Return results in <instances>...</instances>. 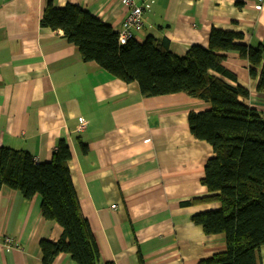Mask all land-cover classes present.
I'll use <instances>...</instances> for the list:
<instances>
[{"label": "crops", "instance_id": "0c3cea01", "mask_svg": "<svg viewBox=\"0 0 264 264\" xmlns=\"http://www.w3.org/2000/svg\"><path fill=\"white\" fill-rule=\"evenodd\" d=\"M49 2L76 4L115 32L128 13L120 0H0V146L44 163L58 141L69 144L70 177L98 248L97 264H200L224 250L223 234L205 235L191 221L219 204H189L208 195L201 179L213 152L192 136L187 119L209 103L184 92L144 97L137 82L84 62L61 30L40 25ZM256 2L148 0L133 38L166 40L176 55L192 45L207 47L213 28L241 33L245 45H264V7L256 9ZM224 56L237 78L226 81L247 89L246 104L264 117V84L257 90L237 52ZM79 117L87 121L84 131H77ZM40 201L38 194L26 199L0 188V264H41L39 241L59 239L62 229L43 219ZM2 237L12 244L3 245ZM258 263L264 264V247ZM52 264L77 263L61 252Z\"/></svg>", "mask_w": 264, "mask_h": 264}, {"label": "trees", "instance_id": "16d2710c", "mask_svg": "<svg viewBox=\"0 0 264 264\" xmlns=\"http://www.w3.org/2000/svg\"><path fill=\"white\" fill-rule=\"evenodd\" d=\"M40 25L61 30L74 44L84 62H95L125 83L137 82L141 96L184 92L209 103L202 112H189L192 136L208 142L213 155L204 164L201 179L208 195L189 204L216 202L219 207L194 214L191 221L205 235L223 234L224 250L200 264H259L264 247V117L246 104L247 89L223 65L224 53L245 58L257 90L264 84V45L241 43L239 32L211 29L208 46L192 45L183 55L167 48V41L147 36L142 42L130 38L124 44L117 32L76 4L44 8ZM215 72L218 76L213 75ZM81 151L87 147L80 143ZM69 144L60 140L49 161L37 163L25 150L0 146V188L20 192L26 198L41 197L45 220L62 229L55 242L39 241L41 264L68 253L77 264H97L99 252L79 205L69 171ZM111 264V263H106Z\"/></svg>", "mask_w": 264, "mask_h": 264}, {"label": "built area", "instance_id": "2783aa9c", "mask_svg": "<svg viewBox=\"0 0 264 264\" xmlns=\"http://www.w3.org/2000/svg\"><path fill=\"white\" fill-rule=\"evenodd\" d=\"M121 3L128 9V13L124 20V27L118 32V42L120 44L126 43V41L132 36V31L139 29L142 25L141 15L142 12L149 8L148 0H142L140 4H135L133 0H120ZM256 9L264 7V0H257L254 4ZM87 127V121L83 117H79L77 130L84 131ZM3 245L10 246L13 240L10 237H2Z\"/></svg>", "mask_w": 264, "mask_h": 264}, {"label": "bare ground", "instance_id": "6f19581e", "mask_svg": "<svg viewBox=\"0 0 264 264\" xmlns=\"http://www.w3.org/2000/svg\"><path fill=\"white\" fill-rule=\"evenodd\" d=\"M148 9H149V8H147V10H148ZM145 10H146V9H145ZM145 10H144V11H145ZM144 11H143V12H144ZM143 12H142V13H143ZM141 16H142V15H141ZM125 17H126V16H125ZM141 21H142V20H141ZM141 26H142V25H141ZM123 27H124V24H123ZM140 28H141V27H140ZM117 37H118V32H117ZM130 38H133V33H132V36H131ZM130 38H129V39H130ZM117 40H118V39H117ZM78 121H79V119H78ZM77 125H78V124H77ZM85 130H86V129H85ZM77 131H78V130H77Z\"/></svg>", "mask_w": 264, "mask_h": 264}]
</instances>
